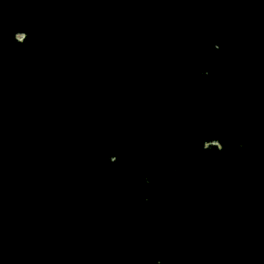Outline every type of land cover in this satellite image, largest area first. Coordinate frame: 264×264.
Listing matches in <instances>:
<instances>
[{
	"label": "water",
	"instance_id": "water-1",
	"mask_svg": "<svg viewBox=\"0 0 264 264\" xmlns=\"http://www.w3.org/2000/svg\"><path fill=\"white\" fill-rule=\"evenodd\" d=\"M3 250L264 264V0H0Z\"/></svg>",
	"mask_w": 264,
	"mask_h": 264
},
{
	"label": "flooded vegetation",
	"instance_id": "flooded-vegetation-1",
	"mask_svg": "<svg viewBox=\"0 0 264 264\" xmlns=\"http://www.w3.org/2000/svg\"><path fill=\"white\" fill-rule=\"evenodd\" d=\"M255 98V97H254ZM252 98V99H254ZM3 256L2 258H0V264H20L19 263V258H17L16 260L12 261V259H10V255L7 254V252H4L3 250ZM79 261H81V259H79ZM17 262V263H14ZM69 264H85L83 261L82 262H78V260H75L73 257L70 258L69 260Z\"/></svg>",
	"mask_w": 264,
	"mask_h": 264
}]
</instances>
